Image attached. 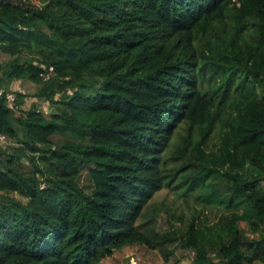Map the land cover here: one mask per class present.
<instances>
[{
    "label": "trees",
    "instance_id": "16d2710c",
    "mask_svg": "<svg viewBox=\"0 0 264 264\" xmlns=\"http://www.w3.org/2000/svg\"><path fill=\"white\" fill-rule=\"evenodd\" d=\"M37 1L0 0V264L163 249L179 157V195L227 212L180 236L192 264H264V0Z\"/></svg>",
    "mask_w": 264,
    "mask_h": 264
},
{
    "label": "rangeland",
    "instance_id": "374dc122",
    "mask_svg": "<svg viewBox=\"0 0 264 264\" xmlns=\"http://www.w3.org/2000/svg\"><path fill=\"white\" fill-rule=\"evenodd\" d=\"M38 3L37 0H34ZM9 58L0 54L1 64ZM17 88L25 93L24 108H30L34 103L40 105L43 109L49 107L48 103L40 101L35 94L39 90V85L28 80L17 81ZM14 86V87H15ZM49 111V110H48ZM47 111V112H48ZM197 133V132H195ZM196 134L195 139H198ZM62 138H56V142L62 141ZM214 139L210 142H216ZM208 142V141H207ZM9 144V143H8ZM8 144L3 145L7 147ZM193 152V151H190ZM28 165L27 161H24ZM197 164L193 158L191 161H186V158L179 157L175 162L176 168H181L177 173L171 185L156 192L151 200V207L155 208L154 222L156 231L159 234L171 232L174 234L173 241L167 243L163 249H149L146 246H132L127 247L121 251L116 252L112 257H108L102 261L101 264H192L195 254L191 250L183 249L179 246L180 236L187 230L190 224L197 223L199 226L211 225L217 222L225 212L223 209L206 205L203 198H198L197 192H191L188 196H180L175 187L182 177L190 174L188 181L193 179V174L197 172V168L193 166ZM182 167H184L182 169ZM81 186L86 187L89 191L92 182L88 173H84L81 178ZM241 227L245 229L248 235L252 236L249 227L246 223H242ZM262 264V263H256Z\"/></svg>",
    "mask_w": 264,
    "mask_h": 264
},
{
    "label": "built area",
    "instance_id": "2783aa9c",
    "mask_svg": "<svg viewBox=\"0 0 264 264\" xmlns=\"http://www.w3.org/2000/svg\"><path fill=\"white\" fill-rule=\"evenodd\" d=\"M3 93H4V90H1V91H0V94H3ZM8 98H9L10 101H14V100L16 99V95L13 94V93H9V94H8ZM5 142H6V138H5V136H1V137H0V143H1V144H4Z\"/></svg>",
    "mask_w": 264,
    "mask_h": 264
}]
</instances>
